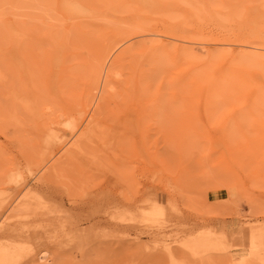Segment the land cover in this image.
Returning <instances> with one entry per match:
<instances>
[{
  "label": "rangeland",
  "instance_id": "rangeland-1",
  "mask_svg": "<svg viewBox=\"0 0 264 264\" xmlns=\"http://www.w3.org/2000/svg\"><path fill=\"white\" fill-rule=\"evenodd\" d=\"M121 1L0 0V244L28 239L16 264H233L264 232V0ZM31 189L71 221L15 216ZM210 232L234 248L181 246Z\"/></svg>",
  "mask_w": 264,
  "mask_h": 264
},
{
  "label": "bare ground",
  "instance_id": "bare-ground-1",
  "mask_svg": "<svg viewBox=\"0 0 264 264\" xmlns=\"http://www.w3.org/2000/svg\"><path fill=\"white\" fill-rule=\"evenodd\" d=\"M124 1H126V0H123V1H121L122 2V4L124 3ZM166 1V0H165ZM168 1V0H167ZM176 1V0H175ZM175 1H172L173 3L175 2ZM254 1H256V0H254ZM172 2H170L169 1V9L170 10H174V8L172 9V6H173V3ZM178 2V1H177ZM183 3V1H180V3ZM186 2V1H185ZM254 3H256V2H254ZM179 4V3H178ZM185 4V3H184ZM190 5V4H189ZM183 6H185V5H183ZM182 6V7H183ZM134 7V9L136 8L135 6H133ZM133 7H132V9H133ZM175 7H178V6H176L175 5ZM181 7V8H182ZM187 7V6H186ZM190 7V6H189ZM263 7L264 6H262V9H263ZM122 8V7H121ZM236 8H237V6H236ZM131 9V10H132ZM133 9V10H134ZM137 9H138V7H137ZM142 10H143V8H141ZM169 9H168V11H169ZM175 9H177V8H175ZM192 9V8H191ZM141 10V11H142ZM193 10V9H192ZM233 10H235V9H231V11H233ZM128 11V10H127ZM144 12H145V10H143ZM143 11H142V13H143ZM167 10H166V15L165 16H167L168 17V15H167V12H168ZM198 11H199V9H198ZM236 11V10H235ZM92 12H93V10H92ZM129 12H131V11H129ZM172 12V15H173V11H171ZM176 13H178V12H176ZM201 13V12H200ZM240 13H242V12H240ZM175 14V13H174ZM179 14H181V13H179ZM139 15V14H138ZM163 15V14H162ZM169 15H171L170 14V11H169ZM177 15V14H176ZM137 16V15H136ZM242 17H243V15H241ZM240 16V17H241ZM173 18H174V16H172ZM175 17H178V16H175ZM241 17V18H242ZM169 18H171V16H169ZM173 18H171L172 19V21H174L173 20ZM178 18H180V17H178ZM230 18V17H229ZM139 19V18H138ZM170 19V20H171ZM177 19V18H176ZM141 20H144V19H141ZM149 20V19H148ZM247 20H248V18H247ZM139 21H140V19H139ZM138 21V22H139ZM249 21V20H248ZM135 22H137V21H135ZM150 22V21H149ZM154 23V22H153ZM162 23V22H161ZM252 23V22H251ZM145 26V25H144ZM187 26V25H186ZM189 28H190V26H189ZM192 28V27H191ZM184 32V31H183ZM145 34V33H144ZM147 34V33H146ZM243 35V34H242ZM157 36V35H156ZM159 36V35H158ZM163 36V35H162ZM182 36V35H181ZM247 36H248V34H247ZM245 37V36H244ZM159 39V38H158ZM157 39V40H158ZM179 39V38H178ZM177 39V40H178ZM160 40V39H159ZM187 41V40H186ZM188 41H189V39H188ZM162 43V42H161ZM164 43V42H163ZM250 43V42H249ZM248 43V44H249ZM247 44V45H248ZM255 44H257V43H255ZM255 44H254V46H255ZM260 46V45H259ZM176 47V46H175ZM247 47V46H246ZM227 48V47H226ZM226 48H225V50H226ZM250 48V47H249ZM201 49H202V47H201ZM220 49V48H219ZM223 49V52H225V50H224V48H222ZM251 49V48H250ZM192 50V49H191ZM217 50V49H216ZM255 50V49H254ZM261 50V49H260ZM12 51V50H11ZM196 51V50H195ZM214 51V50H213ZM227 51H229V50H227ZM226 51V53H228ZM243 51V50H242ZM13 52V51H12ZM192 52H194V51H192ZM207 52V51H206ZM239 52H241L240 50H239ZM238 52V53H239ZM244 52V51H243ZM256 52V51H255ZM260 52V51H259ZM196 53V52H195ZM214 54V53H213ZM220 54V55H219ZM219 54H218V52H217V55H219V56H221V55H223V54H221L220 52H219ZM229 55H230V53H228ZM227 54V55H228ZM240 54V53H239ZM245 54H246V50H245ZM248 54V53H247ZM251 54V53H250ZM190 55V54H189ZM198 55V54H197ZM197 55H193V56H196V58H197ZM227 55H223V56H227ZM238 55V54H237ZM263 55V54H262ZM202 56V55H201ZM200 56V57H201ZM211 56H216V55H211ZM230 56H232V55H230ZM229 56V57H230ZM240 56H241V54H240ZM244 56V55H243ZM248 56V55H247ZM199 57V56H198ZM214 57H212L211 59H213ZM217 57V56H216ZM222 57V56H221ZM221 57H219L220 59H221ZM105 58H107V56L105 57ZM202 58V57H201ZM201 58H200V60H201ZM205 58V57H204ZM204 58H202V59H204ZM226 59H227V57H225ZM230 58H232V57H230ZM243 58V57H242ZM199 59V58H198ZM216 59V58H215ZM225 59V60H226ZM261 60V58H257V60ZM228 60V59H227ZM233 59H231V61H232ZM240 60H242V59H240ZM254 60V59H253ZM212 61V60H211ZM214 61V60H213ZM248 61H250V60H248ZM247 61V62H248ZM214 62H216V61H214ZM218 62H220V61H218ZM101 63H103V62H101ZM243 63H244V61H243ZM250 63H251V61H250ZM245 65H242L243 67H245L246 66V63H244ZM104 66V64H102V66H101V64H100V66H99V68L101 69H103V68H105V67H103ZM239 66H240V64H239ZM101 69V70H102ZM100 70V71H101ZM104 70V69H103ZM102 70V71H103ZM244 70V69H243ZM246 70V69H245ZM244 70V71H245ZM105 71V70H104ZM241 72H242V70H240ZM100 73V72H99ZM245 73V72H244ZM242 74H243V72H242ZM100 75V74H99ZM103 75V74H102ZM101 77V76H100ZM227 78V77H226ZM244 78V77H243ZM247 80H245V82H246ZM31 107V106H30ZM62 118V117H61ZM56 131V130H55ZM73 142H76V143H73ZM72 143L74 144V146H75V144H78L77 142H79L78 140H76V141H73ZM82 142V141H81ZM80 143V142H79ZM74 146H72V147H74ZM78 147V146H77ZM70 148V147H69ZM75 148V147H74ZM69 150V149H68ZM55 167V165L53 166L52 164H51V167H48V168H50L49 170L50 171H53V170H55L56 168H54ZM49 171V172H50ZM47 173H48V171H46ZM54 172V171H53ZM55 174V173H54ZM57 174V173H56ZM42 176V175H41ZM43 176H44V174H43ZM42 178V177H41ZM41 178H39V179H41ZM41 182V181H40ZM24 209H26L27 211L26 212H31L32 211V213L34 212V213H40L42 216H44V217H50L51 216V214H53V216L54 215H57V217L58 218H64V222H69V220L71 221V217H69L68 218V216H67V213L65 212H63L60 208H58V206L57 205H55V204H53V203H50V202H48L47 201V199L44 197V196H42L40 193H38L37 191H35V190H33V189H31V192H30V194H28L26 197H25V199H24V201L22 202V204H21V206H20V208L18 209V211H16L15 213H14V215L17 213V212H20V210H22L21 212L22 213H24L25 211H23ZM29 210V211H28ZM121 213V212H120ZM120 213L118 214V216H122V214L120 215ZM66 214V215H65ZM123 214H125V213H123ZM18 215V214H17ZM21 215V214H20ZM125 215H131L130 213L129 214H125ZM124 215V216H125ZM16 216V215H15ZM67 216V217H66ZM117 217V216H116ZM129 217V216H128ZM128 217L126 218V216H125V219H127V220H129L128 219ZM25 218V217H24ZM119 218V217H118ZM117 218V219H118ZM121 218V217H120ZM119 218V219H120ZM59 220V219H58ZM123 222H124V220H123ZM129 222V221H128ZM131 222V221H130ZM47 223V222H46ZM57 224H59L58 222H55V219H54V221H52V222H48V226H50L51 227V229L53 230V228L55 229L56 227H57ZM5 224H4V221L0 224V232L2 231V229L5 227L4 226ZM43 224H37L36 226L37 227H41ZM28 226H30V225H25L24 227H28ZM47 226V227H48ZM43 227V226H42ZM41 227V228H42ZM45 227V226H44ZM30 228L31 227H29V230H30ZM35 229V228H34ZM33 229V230H34ZM37 229H40V228H37ZM50 228H48L47 229V231L49 230ZM28 230V231H29ZM44 230V229H43ZM42 230V231H43ZM46 230V229H45ZM52 230H49V231H52ZM15 231V230H14ZM31 231V230H30ZM41 231V232H42ZM48 231V232H49ZM45 232V231H44ZM95 233H96V231H94L92 228H91V226L90 227H88V228H85V229H83L82 231H80V232H78V234H77V236L75 237V239H80V238H83V239H87V238H93V236L95 235ZM45 234H46V232H45ZM50 234V233H49ZM48 234V235H49ZM58 235V234H57ZM96 235H98V234H96ZM47 236V235H46ZM56 237V236H55ZM251 238H249V251H248V255L247 256H241L242 255V252L239 254L240 255V257H238V258H235L233 255H228V256H230V258H232V262H233V264H264V250H263V246H264V232H261V234H259V237H258V241L256 242V236L255 235H251L250 236ZM182 244L184 245V247H182V248H184V250H189L190 252H191V254H193L194 256H196V257H198V258H200L201 260H204L205 258H207V256L209 255V253H211L212 254V252H214V253H216V252H218V254L220 253L221 254V252L223 253H225V252H227V251H229V250H231L232 248H234V245L232 244V240H231V238H229L228 237V235L227 234H225V233H218V232H210V233H207V234H198V235H191L188 239H185L182 243H181V246H182ZM258 244H260V246L258 245ZM30 247V242L28 241V239H26V240H16V239H11V240H8L7 242H5V243H2V244H0V262L2 263V264H16L17 263V261L18 260H20V258L27 252V250H28V248ZM32 249V248H31ZM31 249L29 250V251H31ZM241 249V248H240ZM246 249V248H245ZM248 250V249H247ZM32 251H34V250H32ZM230 252V251H229ZM223 253V254H224ZM228 253V252H227ZM237 253V252H236ZM210 254V255H211ZM244 254H245V252H244ZM210 255H209V257H210ZM237 256V255H236ZM174 258V257H173ZM175 259V258H174ZM173 261H175L174 262V264H179V263H177L176 262V259L175 260H173ZM203 262V261H202Z\"/></svg>",
  "mask_w": 264,
  "mask_h": 264
}]
</instances>
